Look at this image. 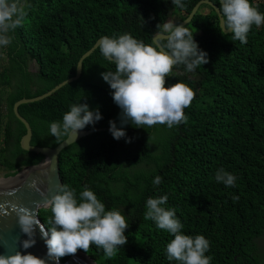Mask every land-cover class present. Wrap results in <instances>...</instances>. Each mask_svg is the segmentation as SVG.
Masks as SVG:
<instances>
[{"label":"trees","instance_id":"1","mask_svg":"<svg viewBox=\"0 0 264 264\" xmlns=\"http://www.w3.org/2000/svg\"><path fill=\"white\" fill-rule=\"evenodd\" d=\"M200 0H29L31 7L13 41L0 49V173L4 178L36 165L41 154L20 147L23 124L12 112L22 98L44 94L75 74L80 56L101 36L129 33L151 44L156 25L184 20ZM219 7V0H209ZM264 13V0H251ZM208 54V63L186 72L173 66L166 86L177 82L194 92L184 109L187 120L172 128L124 125L131 142L115 140L108 130L80 138L58 156L61 184L95 192L106 209L126 216L127 243L112 257L94 245L77 250L95 264H177L166 258L173 238L144 219L148 197L167 195L164 207L175 210L182 232L209 241L210 264H264L257 241L264 237V24L252 26L247 43L224 33L216 12L199 7L185 25ZM115 70L97 47L82 63L80 77L40 101L22 104L33 146L54 147L48 123L60 120L70 104L99 108L102 119L84 130L119 126L120 109L100 73ZM223 168L236 177L234 186L215 180ZM159 175L161 183L154 185ZM235 197V199L233 198ZM51 206L38 217L49 227ZM69 255L59 260L65 262Z\"/></svg>","mask_w":264,"mask_h":264},{"label":"clouds","instance_id":"2","mask_svg":"<svg viewBox=\"0 0 264 264\" xmlns=\"http://www.w3.org/2000/svg\"><path fill=\"white\" fill-rule=\"evenodd\" d=\"M179 8L183 0H171ZM31 7L29 0H0V49L12 44L13 33L21 27ZM220 28L231 33L233 41L247 43L252 28L264 24V13L251 0H219ZM151 44L134 38L125 32L115 36H101L97 42L105 61L114 64L115 70L100 73L111 91L113 102L118 106L119 126L109 121L108 131L115 140L131 142L124 125L135 128L165 125L172 128L187 120L184 109L194 96L186 84L177 82L166 86L165 78L173 66L183 65L186 72L208 63V54L194 39V32L186 26L167 21L156 25ZM102 119L99 108L90 109L86 102L69 105L60 120L48 123V134L57 140L75 141L81 131L94 126ZM215 180L226 187L234 186L236 177L219 168ZM152 183L159 185L161 177L156 175ZM35 186L34 183L32 185ZM235 199V197H233ZM167 195L148 197L145 201L144 219L154 222L158 229L165 230L173 238L166 244V258L177 264H210L211 256L206 255L209 241L205 236L186 235L183 224L175 210L164 207ZM45 203L51 206L49 227L40 225L35 212L23 205L13 204L11 211L17 216L20 232L27 239L20 240V248L28 249L35 244L34 226L40 227L47 257L55 260L86 251L90 245L103 250L106 257H112L118 247L127 243L125 230L129 227L125 214L120 209H106L105 204L89 187L84 186L78 194L68 184L56 186L51 198ZM0 264H46V261L29 252L16 251L11 255L0 254Z\"/></svg>","mask_w":264,"mask_h":264},{"label":"water","instance_id":"3","mask_svg":"<svg viewBox=\"0 0 264 264\" xmlns=\"http://www.w3.org/2000/svg\"><path fill=\"white\" fill-rule=\"evenodd\" d=\"M203 4L209 5L214 9L218 16L220 26L219 7L209 0L198 1L193 6L187 17L179 24L184 26L188 24L198 11L199 7ZM98 40L93 44V46H91L89 50H87L80 56L76 64L75 74L73 76L58 83L44 94L29 99L22 98L13 104L12 112L25 128V134L20 140L21 149L26 152L41 154L43 157L36 165L24 167L16 175L2 179L11 182L9 184L0 185V254L7 256L15 253L16 251L29 252L35 256L43 258L46 261V264H56L55 260H49L46 255L47 249L44 240L41 237L39 226H34L33 238L35 240V244L28 249L20 248V240L27 239L28 237L26 236V234L20 232V227L17 222V216L14 212L11 211V206L13 204H16L23 205L25 207H28L29 209H32L35 212L40 225L43 226L38 217V212L39 210L47 209L50 207V204L45 203V201L51 198V195L54 193L56 186L61 184L58 166V156L60 152L80 138H83L95 132L108 130V128L102 127L83 130L79 133L74 142L71 140L65 142V138L54 147L33 146L30 144L32 136L31 128L28 122L19 114L18 107L22 104L32 103L47 98L58 91L60 88H62L64 85L77 80L81 74L83 61L87 57H89L97 48L96 45ZM33 183L35 185L34 187L32 186ZM58 264L95 263L89 258V256L77 251L76 253L71 254L67 261L61 262L59 260Z\"/></svg>","mask_w":264,"mask_h":264},{"label":"rangeland","instance_id":"4","mask_svg":"<svg viewBox=\"0 0 264 264\" xmlns=\"http://www.w3.org/2000/svg\"><path fill=\"white\" fill-rule=\"evenodd\" d=\"M167 21H173V22L176 23V19H175L174 17L169 18ZM167 21H166V22H167ZM0 179H4V177L2 176L1 173H0ZM257 243L264 244V237L261 238V239H259V240L257 241ZM259 246H260V245H259ZM260 249H261V251L264 252V245H263V246H260Z\"/></svg>","mask_w":264,"mask_h":264},{"label":"bare ground","instance_id":"5","mask_svg":"<svg viewBox=\"0 0 264 264\" xmlns=\"http://www.w3.org/2000/svg\"><path fill=\"white\" fill-rule=\"evenodd\" d=\"M11 181H6V180H2L0 179V185H5V184H9ZM17 182V181H16Z\"/></svg>","mask_w":264,"mask_h":264},{"label":"flooded vegetation","instance_id":"6","mask_svg":"<svg viewBox=\"0 0 264 264\" xmlns=\"http://www.w3.org/2000/svg\"><path fill=\"white\" fill-rule=\"evenodd\" d=\"M260 246H263L264 244H261V243H258ZM259 251H261V249L259 250ZM261 252H263V251H261ZM262 257H264V254L263 255H261Z\"/></svg>","mask_w":264,"mask_h":264}]
</instances>
